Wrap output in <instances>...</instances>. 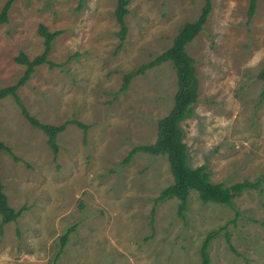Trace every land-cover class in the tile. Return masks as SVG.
Segmentation results:
<instances>
[{
	"label": "rangeland",
	"instance_id": "374dc122",
	"mask_svg": "<svg viewBox=\"0 0 264 264\" xmlns=\"http://www.w3.org/2000/svg\"><path fill=\"white\" fill-rule=\"evenodd\" d=\"M211 2L186 46L198 91L183 142L189 165L204 166L213 183L254 186L232 206L204 204L190 191L180 214L179 200L156 202L173 183L166 157L137 153L124 162L156 140L157 121L173 107L172 64L120 89L197 19L203 0H130L122 44L116 0H14L0 25V90L22 77L20 52L42 53L38 27L59 31L49 63L15 94L32 118L66 128L55 156L15 97L0 100V141L10 149L0 154V180L9 206L23 208L15 222L0 223V264H201L210 233V264H264V0L250 21L249 0Z\"/></svg>",
	"mask_w": 264,
	"mask_h": 264
},
{
	"label": "trees",
	"instance_id": "16d2710c",
	"mask_svg": "<svg viewBox=\"0 0 264 264\" xmlns=\"http://www.w3.org/2000/svg\"><path fill=\"white\" fill-rule=\"evenodd\" d=\"M212 0H203V6L197 19L191 22L184 23L178 30V33L173 38L171 46L164 52L156 56L152 61L141 65L134 71L127 73L123 79L121 91H124L131 78L143 74L146 70L157 67L163 63H171L176 77V91L173 97V107L169 113L157 121L156 140L151 144L134 147L130 150L124 162L129 161L133 155L144 153L151 156L166 157L169 171L173 178V183L163 189L156 202L168 199L179 200V213L185 209L186 202L190 191L197 193L198 198L204 204L217 203L225 206H232L233 196L247 188H252L254 185L244 181L237 183L231 187H226L222 183H213L204 166L192 168L188 163L187 147L183 142V132L181 123L192 116L194 105L197 101L198 82L196 77V69L194 60L188 55L186 46L199 34L204 26L212 6ZM14 0H7L0 11V25L7 22V13ZM130 0H116L115 18L119 24L118 37L122 44L126 35V25L124 18L128 13V4ZM256 0H249L247 10V21H250L254 15ZM38 33L43 38L44 48L40 55L29 59L24 53L20 52L15 57V62L25 66V71L20 80L13 86H9L0 90V100L8 95L15 97L16 102L20 104L19 98L16 96V90L22 86L34 72L35 68L48 64L47 59L53 40L60 34L59 31L50 32L45 26L38 27ZM51 65V64H50ZM264 78V71L260 75ZM22 108V114L27 121L36 129L44 133L47 138V144L53 154L58 153L57 136L62 133L66 125H50L43 124L32 118L26 110ZM79 127L86 130V127L77 123ZM10 153V149L0 141V154L2 152ZM14 160H17L14 158ZM4 188L0 180V223L1 225L15 222L22 213L23 208L15 210L9 206L7 198L3 192ZM71 230H68L60 239L61 247H64L68 235ZM214 238V233L207 235L201 250V264H210L208 246L211 239Z\"/></svg>",
	"mask_w": 264,
	"mask_h": 264
}]
</instances>
